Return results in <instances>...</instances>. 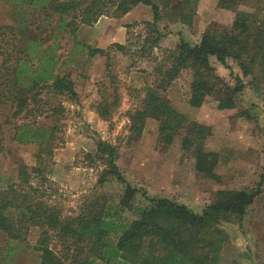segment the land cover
<instances>
[{"label": "rangeland", "instance_id": "1", "mask_svg": "<svg viewBox=\"0 0 264 264\" xmlns=\"http://www.w3.org/2000/svg\"><path fill=\"white\" fill-rule=\"evenodd\" d=\"M149 1L159 11L156 25L151 8L139 3L119 19L109 12L92 26L79 25L74 46L68 35L50 39L55 21L46 25L44 14L34 7L0 0V28H10L0 37V48L15 54L23 50L25 38L38 39L42 44L29 53L40 56L51 45L54 74H69L75 93L58 94L50 83L41 84L28 94L27 108L16 116L14 106L0 101V197L18 203L23 200L21 193H29L31 199L55 209L63 222L81 215L91 204L104 205L115 214L114 223L126 224L136 218V209L148 205L142 194L148 199L167 198L201 213L220 190H254L264 173V88L245 86L231 110H217L210 98L195 108L189 105L192 72L181 70L167 90L157 94L190 122L208 128L203 137L193 136L198 139L189 148L182 146L181 135L165 145L158 121L142 111L145 97L154 92L156 69L180 42L197 44L209 24L230 25L239 15H245L252 27L264 24V0H244L233 12L221 9L219 0ZM13 36L18 38L14 51L5 44ZM116 44L125 50H117ZM85 45L104 54L88 59ZM2 59L0 52V65ZM209 63L215 74L234 84L230 70L214 58ZM30 64L34 68L38 62ZM230 65L232 75L240 74ZM17 127L20 133H28L23 137L26 142L14 139L15 133L20 134ZM98 142L114 147L116 167L137 190L132 211L117 207L122 185L109 174L108 159L99 152ZM197 147L213 154L214 178L196 171ZM11 216H16L13 210ZM263 220L264 181L243 218L221 221L225 242L216 264H246L248 246L257 241L255 237L264 238ZM27 226L21 240H9L0 230V264H39L41 253L34 246L44 235L50 246L62 249L64 239L54 231Z\"/></svg>", "mask_w": 264, "mask_h": 264}, {"label": "trees", "instance_id": "2", "mask_svg": "<svg viewBox=\"0 0 264 264\" xmlns=\"http://www.w3.org/2000/svg\"><path fill=\"white\" fill-rule=\"evenodd\" d=\"M34 7L44 14L46 25L50 27V39L56 35H68L74 46L79 25L92 26L106 13L119 19L125 16L133 6L142 3L149 6L153 13V24L159 19L158 8L149 0H4ZM189 2L190 0H185ZM244 0H219L218 5L226 11H235ZM111 10V11H109ZM182 18L185 15H181ZM47 28V27H45ZM9 27L0 28V37ZM39 25L35 30H39ZM27 34L31 31H27ZM39 34V33H38ZM18 38L13 36L5 41L7 48L14 51ZM42 42L25 38L23 50L6 53L0 65V101L14 106V116L27 108L28 94L41 84L50 83L49 88L58 94L74 96L73 82L69 74L55 75V59L50 54L52 46L41 51V55L31 56L34 48ZM115 48L123 52L125 48L116 44ZM88 59L103 55L104 51L85 45ZM4 51V52H3ZM214 58L222 67L230 70L234 84L230 85L223 77L214 73L209 63ZM37 60L38 65L31 68L29 63ZM231 63L240 74H231ZM190 70L193 79L190 83L189 105L200 107L207 98L216 102L217 110H231L235 107L239 94L245 86L264 88V24L252 27L245 15L236 16L230 25L217 22L209 24L202 32L197 44L180 42L175 53L168 55L165 64L156 69L154 92L148 94L142 113L159 123L161 141L169 145L176 135L183 136L182 146H193L196 139L208 131L203 125L190 122L185 115L175 110L164 92L181 70ZM101 114L103 107H97ZM103 116V115H102ZM21 130L16 128V132ZM41 131L40 129H35ZM20 133V132H19ZM193 136H199L193 138ZM28 133H15L14 139L26 142ZM1 140V139H0ZM99 152L107 157L109 174L122 185V196L117 207L133 210L137 190L123 178L114 163V147L98 142ZM3 149L0 143V155ZM213 154L197 147L195 169L203 175L214 178L216 166ZM264 173L253 191L220 190L215 200L201 213H194L185 205L167 198L148 199V205L136 209V218L124 224L113 221L115 214L104 205L89 206L84 213L68 221L59 220L55 209L31 199L29 193H21L23 200L13 203V199L0 197V230L9 240H21L28 230V224L45 227L64 239L62 249L50 246L47 236L34 246L41 253L39 264H216L219 252L225 242L224 233L219 229L222 220L231 216L243 218L256 197ZM16 216H11V211ZM40 222V223H38ZM111 237H114L113 239ZM233 264H243L233 262Z\"/></svg>", "mask_w": 264, "mask_h": 264}, {"label": "crops", "instance_id": "3", "mask_svg": "<svg viewBox=\"0 0 264 264\" xmlns=\"http://www.w3.org/2000/svg\"><path fill=\"white\" fill-rule=\"evenodd\" d=\"M264 229V220L262 221ZM264 236V233L261 235ZM260 237V236H259ZM257 241L253 242L248 246V258L246 264H264V241L258 237H255Z\"/></svg>", "mask_w": 264, "mask_h": 264}]
</instances>
